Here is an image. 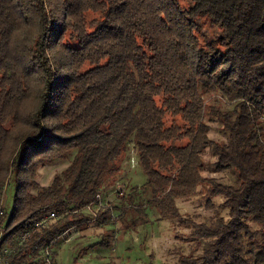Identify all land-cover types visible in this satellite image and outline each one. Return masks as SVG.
<instances>
[{
	"label": "trees",
	"instance_id": "16d2710c",
	"mask_svg": "<svg viewBox=\"0 0 264 264\" xmlns=\"http://www.w3.org/2000/svg\"><path fill=\"white\" fill-rule=\"evenodd\" d=\"M133 160L146 182L120 190ZM192 198L209 214H182ZM4 199L9 264H57L66 231L154 215L189 231L177 264H264V0H0Z\"/></svg>",
	"mask_w": 264,
	"mask_h": 264
},
{
	"label": "rangeland",
	"instance_id": "374dc122",
	"mask_svg": "<svg viewBox=\"0 0 264 264\" xmlns=\"http://www.w3.org/2000/svg\"><path fill=\"white\" fill-rule=\"evenodd\" d=\"M213 139H224L222 133L214 130L211 133ZM210 156H207V159ZM214 162V161H212ZM131 164V163H130ZM66 164L58 163L41 170V185H48L53 177L60 173ZM210 177L218 178L216 174H208ZM146 177L136 166V163L126 166L124 177L118 180L120 190L127 185L142 186ZM106 201H114L115 195L107 196ZM7 200V201H6ZM6 208L11 212L13 208V195L8 192ZM4 203V200H3ZM204 201L199 198L178 201L182 214H209L203 207ZM4 205V204H3ZM152 222L141 226L137 230L127 232L121 230L119 223L115 227H108L104 231L94 228L89 224L87 230L74 229L71 233L72 239L66 242L60 239L54 249L58 251L57 264H177L179 254H189L193 248L187 239L189 231L173 229L167 221H157L154 215ZM117 222V221H116ZM103 230V229H102ZM178 236V238H176ZM110 237L111 245H97L103 239Z\"/></svg>",
	"mask_w": 264,
	"mask_h": 264
},
{
	"label": "built area",
	"instance_id": "2783aa9c",
	"mask_svg": "<svg viewBox=\"0 0 264 264\" xmlns=\"http://www.w3.org/2000/svg\"><path fill=\"white\" fill-rule=\"evenodd\" d=\"M135 163V161H132V164ZM5 206V199H4V205L0 206V221H1V217L3 215V208ZM108 206L105 204V201L102 199V197L100 195L97 196L96 202L90 204L89 206H87V208L85 209L86 212L90 213V215L93 216V222L96 221L98 213L100 211V209L102 208H107ZM57 218V215L55 213H50L47 216H45L44 218H42L34 227V230H40L45 226H48L51 222L55 221ZM112 219H116V217L113 215ZM1 223V222H0ZM72 231H74V229L68 230L66 231L61 239H65L66 242H69V240L72 239L71 237V233ZM0 236H4V232L3 229L0 227ZM1 245V243H0ZM7 255H8V250H4V251H0V264H9L8 260H7ZM45 260H46V264H53L52 258H51V254L50 251L47 249L46 253H45Z\"/></svg>",
	"mask_w": 264,
	"mask_h": 264
},
{
	"label": "bare ground",
	"instance_id": "6f19581e",
	"mask_svg": "<svg viewBox=\"0 0 264 264\" xmlns=\"http://www.w3.org/2000/svg\"><path fill=\"white\" fill-rule=\"evenodd\" d=\"M3 204L4 203H3V200H2L0 206H3ZM3 238H4V236H0V243H2Z\"/></svg>",
	"mask_w": 264,
	"mask_h": 264
}]
</instances>
